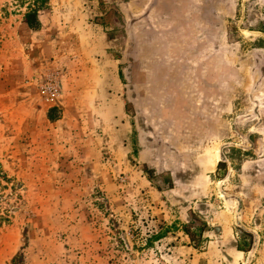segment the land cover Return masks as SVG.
Segmentation results:
<instances>
[{"label": "rangeland", "instance_id": "1", "mask_svg": "<svg viewBox=\"0 0 264 264\" xmlns=\"http://www.w3.org/2000/svg\"><path fill=\"white\" fill-rule=\"evenodd\" d=\"M30 1L0 0V264H264V0H45L40 39ZM206 43L218 148L163 89Z\"/></svg>", "mask_w": 264, "mask_h": 264}, {"label": "crops", "instance_id": "2", "mask_svg": "<svg viewBox=\"0 0 264 264\" xmlns=\"http://www.w3.org/2000/svg\"><path fill=\"white\" fill-rule=\"evenodd\" d=\"M23 28L31 31L37 39H40L44 31L43 25L40 29L32 31L27 28L26 23H23ZM193 50L196 52L195 57L199 60L197 65L190 71L187 67L179 77L169 78L168 82L172 83V85L162 88L166 92H173L176 96V101H178L176 109L180 108V114L183 115V118L180 119V130L186 131L188 122L184 120V116L190 115L189 121L191 123L187 125L190 132L193 131L191 134L196 139V143L200 142L202 137L203 140L213 141L218 148L220 146L217 142L223 144L224 140L229 138L231 112L230 67L228 63L224 62L225 56L223 53L221 55V64L214 65V61L219 62V58H216L214 53L209 55L211 48H209L207 43L203 47L200 46V48L196 44ZM115 67L117 66L115 65ZM146 78V73L140 75L133 73L132 75V81L142 79L144 83L150 82ZM191 94H194L196 98L189 101ZM235 113L237 115L238 111ZM184 138L185 134L183 135V144ZM140 146V153L144 154L145 145L140 144ZM143 161L145 162L146 160L143 159ZM218 161L217 158L213 166L215 169Z\"/></svg>", "mask_w": 264, "mask_h": 264}, {"label": "trees", "instance_id": "3", "mask_svg": "<svg viewBox=\"0 0 264 264\" xmlns=\"http://www.w3.org/2000/svg\"><path fill=\"white\" fill-rule=\"evenodd\" d=\"M45 0H31L28 3L27 12L23 15L24 22L33 30H38L41 27V22L38 18V12L45 7ZM204 226L199 227V232L203 230ZM185 233L189 235L190 239L194 241L193 232L189 230V226L185 225Z\"/></svg>", "mask_w": 264, "mask_h": 264}, {"label": "water", "instance_id": "4", "mask_svg": "<svg viewBox=\"0 0 264 264\" xmlns=\"http://www.w3.org/2000/svg\"><path fill=\"white\" fill-rule=\"evenodd\" d=\"M244 5H245V2L243 1V2H242V16H243V14H244ZM245 33H258V34H260L261 36L264 37V33H261V32H250V31H245Z\"/></svg>", "mask_w": 264, "mask_h": 264}]
</instances>
